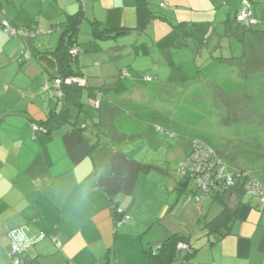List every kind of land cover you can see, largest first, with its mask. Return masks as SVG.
Instances as JSON below:
<instances>
[{
	"label": "crops",
	"instance_id": "crops-1",
	"mask_svg": "<svg viewBox=\"0 0 264 264\" xmlns=\"http://www.w3.org/2000/svg\"><path fill=\"white\" fill-rule=\"evenodd\" d=\"M248 1L257 19L250 28L235 19L244 0H0V264H12L9 234L16 230L35 238L24 264H149V252L174 233L188 236L197 250L188 259L179 250L167 264H264L259 197L237 184L197 201V188L188 192V183L180 184L184 178L174 176L194 138L177 132V124L157 122L159 116L139 99L176 85L173 72L182 71L186 80L210 71L206 80L254 71L237 66L264 60V0ZM81 10L73 69L87 85L79 92L83 108L71 106L69 121L34 134L33 122L64 108L54 89L43 86L58 74L53 52L62 31L56 29ZM5 21L51 35H10ZM93 23L126 33L95 38ZM233 38L244 54L226 46ZM207 43L199 59L194 50ZM225 46L230 56H224ZM200 64L207 70L200 71ZM120 78L124 85L116 90ZM99 88L105 92L101 110L90 112L87 102L98 98ZM215 147L225 162L232 161L228 171L246 168L244 155L238 159L230 149ZM112 204L130 219L118 226ZM224 209L233 214L227 234L210 233L205 225Z\"/></svg>",
	"mask_w": 264,
	"mask_h": 264
},
{
	"label": "rangeland",
	"instance_id": "rangeland-1",
	"mask_svg": "<svg viewBox=\"0 0 264 264\" xmlns=\"http://www.w3.org/2000/svg\"><path fill=\"white\" fill-rule=\"evenodd\" d=\"M44 19H46L45 16L43 17ZM84 25L88 24L84 22ZM58 26L59 28L56 29V32H61L63 25L60 23ZM46 32L44 30L40 32V35H51V32H48V34ZM226 43L227 47L229 44L233 46L235 55L245 53V48L241 47L238 49L236 47L234 38L231 41H226ZM208 44L205 47L197 44L198 48H195L194 52L199 59H201ZM227 47L223 50L224 56L226 54L230 56L229 48ZM84 49L83 47V52ZM211 50L213 52L216 51V49ZM85 55H89V52ZM181 55L183 58L188 56V54ZM175 58H177V55H175ZM83 59L84 56L82 57ZM257 63V65L253 63L237 65L240 72H242V68L246 67H253L254 71H248L250 72L248 74L245 71L239 73L236 77L228 72V74L219 75L217 78H214V75H209L206 80H202V77L210 74V71L206 73L207 67H203L204 65L202 64L199 65L200 71L205 72L199 76L201 79L195 77L194 79L181 80L184 76L183 72H173V76L178 74L179 80L175 81L176 85L171 83L167 86H162L161 89H158V91L161 90L159 94L155 95L141 93L139 94V99L145 108L149 107L154 111L150 112L152 115L159 116V118H155L157 122L163 121L177 124L180 127L175 129L177 132H185L184 136L187 139L197 138L204 140L211 145L214 144L212 146L215 149V146L226 147L233 152L236 158L239 157L238 159L244 155V158L240 159L242 165L248 169L250 168L258 179L264 180V174L260 171L263 168L261 165L264 164V60L257 59ZM88 64L92 65L93 62L91 61ZM73 66L77 67L76 60ZM184 67L187 75H189L187 62H185ZM190 72L193 77L197 75L196 69L195 71L190 69ZM86 106L90 112H93V105L89 101ZM142 112L145 113L146 111L142 110ZM133 116H136V113H133ZM121 118L124 119L125 117L122 116ZM250 119L255 123H250ZM258 139L261 143L256 142ZM254 155L255 157H253ZM228 162L232 161L226 160L229 165ZM243 162H247L248 165H244ZM250 162L252 165L257 164L261 168L253 167ZM174 176L177 181L185 178L179 173ZM196 188V183L193 180H189L188 192Z\"/></svg>",
	"mask_w": 264,
	"mask_h": 264
},
{
	"label": "built area",
	"instance_id": "built-area-1",
	"mask_svg": "<svg viewBox=\"0 0 264 264\" xmlns=\"http://www.w3.org/2000/svg\"><path fill=\"white\" fill-rule=\"evenodd\" d=\"M235 19L238 23L248 28L256 23L257 19L253 15L251 5L248 0H244V7L236 13ZM2 27L10 35L36 36L41 32V30H31L29 28L16 29L7 21L3 22ZM78 52V47H74L72 49L73 55H77ZM29 55V51L25 52L26 57H29ZM126 76L127 72H122L121 77L124 78ZM63 84H76L82 86L85 84V80L82 79L81 76L76 75L69 76L64 79L56 78L53 79L50 84L45 83L43 89L46 90L52 87L55 91V95L57 97H61L63 95ZM93 104L97 107L100 106V98L94 99ZM31 129L34 134L48 132V129L44 125L35 122L31 124ZM158 129L162 130L160 127H158ZM178 173L182 176L190 178V180H193L196 183L197 190L195 197L199 202L213 192H222L237 184H242L247 192L259 197L261 202L264 204V184L259 181L248 169L236 168L233 171H227L226 163L223 161L218 151L212 145L201 139L194 138L192 140L191 149L180 163ZM111 209L119 218L116 222L118 226L130 219V215L118 205L112 204ZM24 232L27 234L26 231ZM27 236L29 237V241L26 247L23 245L16 246L13 243L10 255L12 264H24L26 262L24 253L35 242V238L33 236H29L28 234ZM177 248L180 251H186L189 249V244L181 241L178 243Z\"/></svg>",
	"mask_w": 264,
	"mask_h": 264
},
{
	"label": "trees",
	"instance_id": "trees-1",
	"mask_svg": "<svg viewBox=\"0 0 264 264\" xmlns=\"http://www.w3.org/2000/svg\"><path fill=\"white\" fill-rule=\"evenodd\" d=\"M83 18H84V14H83V11L81 10L75 14L68 16L66 19L65 27L62 30L59 43L57 45V48L53 52V54L56 57L57 63H58V74L53 77L54 79L56 78L64 79L66 77L73 76V75H76V76L82 75L80 72H76L73 69V63L76 59H75V55L72 54V49L74 47H78L79 30H80L81 21L83 20ZM93 32H94L93 34L95 38H100V39H109V38L116 37L117 35L126 33L123 30L118 31V30H109L106 28L102 29L100 25H98V23L97 24L93 23ZM122 72L124 71H121L120 73L121 76H122ZM124 80L125 79L120 78L119 84L117 85L116 90L120 89L124 85L123 83ZM86 86H87L86 82L82 86L76 85V84H73V85L63 84L62 86L63 95L61 97H57V96L56 97L60 101L63 102L64 108L60 112L52 113L47 121L41 123L48 129L49 133L54 128H57L61 126L62 124H64L65 122L69 121L71 117L69 108L71 106H76L80 110L83 108L84 104L81 101V95L79 94V92L82 91L83 87H86ZM96 90H97L98 98H101L102 93L105 94V92H103L104 91L103 89L99 88ZM92 105L98 111L101 110L102 99H101L100 106L98 107L95 106L93 102H92ZM88 125L89 124H86L83 127L79 126L76 129L77 130L85 129L88 127ZM91 126H94V124L91 123ZM226 167H227V164H226ZM235 169L236 168L232 169L231 171ZM242 169H248V168H242ZM248 170L252 172L251 169H248ZM252 174L254 175L253 172ZM189 180L190 178L185 177L184 180L180 181V184L186 185L189 182ZM222 192L220 191L218 192V194L220 195ZM113 215H114L115 222H117V220L119 219L118 216L114 212H113ZM232 219H233V214L228 209H224L219 215H217L215 218L210 220L205 225V228L210 233L212 232L218 233L219 235L224 236L227 234L226 230L228 229L230 221ZM181 241L189 244V249L186 251H182L185 254V258L188 259L190 256H192L196 252L197 247L190 244L188 236L184 234H180V233H174L168 236L164 240V242L160 245L156 253L149 252V264H167V263L174 261L175 253L179 251V249L177 248V245Z\"/></svg>",
	"mask_w": 264,
	"mask_h": 264
},
{
	"label": "clouds",
	"instance_id": "clouds-1",
	"mask_svg": "<svg viewBox=\"0 0 264 264\" xmlns=\"http://www.w3.org/2000/svg\"><path fill=\"white\" fill-rule=\"evenodd\" d=\"M11 241L16 245V246H27V243L29 241V237L27 234L22 231V230H16L12 233L9 234Z\"/></svg>",
	"mask_w": 264,
	"mask_h": 264
}]
</instances>
